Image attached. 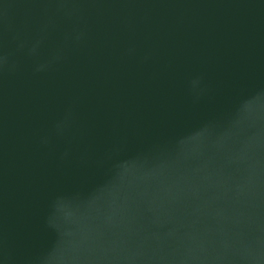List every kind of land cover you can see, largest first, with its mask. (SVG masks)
Wrapping results in <instances>:
<instances>
[{"label":"water","instance_id":"95a60500","mask_svg":"<svg viewBox=\"0 0 264 264\" xmlns=\"http://www.w3.org/2000/svg\"><path fill=\"white\" fill-rule=\"evenodd\" d=\"M0 264H264V0H0Z\"/></svg>","mask_w":264,"mask_h":264}]
</instances>
